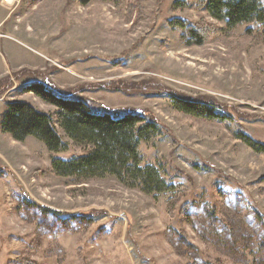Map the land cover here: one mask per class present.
Listing matches in <instances>:
<instances>
[{"label": "rangeland", "instance_id": "obj_1", "mask_svg": "<svg viewBox=\"0 0 264 264\" xmlns=\"http://www.w3.org/2000/svg\"><path fill=\"white\" fill-rule=\"evenodd\" d=\"M177 21L217 32L189 45ZM222 28L204 0H0V264H264V152L236 137L264 146V37ZM36 83L97 113L153 117L142 165L177 188L155 196L113 176L56 174L53 158L88 147L25 91ZM13 101L52 115L67 149L5 133Z\"/></svg>", "mask_w": 264, "mask_h": 264}, {"label": "trees", "instance_id": "obj_2", "mask_svg": "<svg viewBox=\"0 0 264 264\" xmlns=\"http://www.w3.org/2000/svg\"><path fill=\"white\" fill-rule=\"evenodd\" d=\"M80 1L85 4L90 0ZM204 2L210 17L224 23L223 30L231 31L246 25L247 32H251L252 27H258L264 37L263 0ZM172 25L182 31L189 45H201L217 32L216 26L210 24L190 25L177 21ZM25 91L54 105L57 108L54 116L66 136L74 143L88 147L84 154L71 159L53 158L52 169L59 176L81 180L113 176L127 187L155 196L177 188L166 182L157 167L142 165L141 143L159 132L156 120L144 111L129 109L124 115L97 113L84 100L62 98L40 83L27 86ZM174 107L194 116L225 121L220 114L215 113L214 108L199 106V103L189 100L174 101ZM1 126L15 140L22 141L28 136H34L52 152L64 151L68 147L56 130L53 116L36 110L24 101L8 104ZM236 137L255 151L264 152L263 145L255 143L244 134H236Z\"/></svg>", "mask_w": 264, "mask_h": 264}]
</instances>
